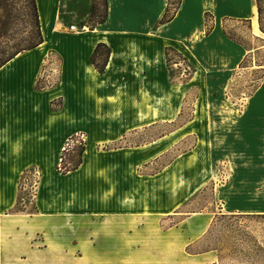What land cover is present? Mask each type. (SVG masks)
I'll return each instance as SVG.
<instances>
[{"label":"rangeland","instance_id":"rangeland-1","mask_svg":"<svg viewBox=\"0 0 264 264\" xmlns=\"http://www.w3.org/2000/svg\"><path fill=\"white\" fill-rule=\"evenodd\" d=\"M92 1L73 19L78 30L104 18V1ZM26 2L0 0V52L29 40ZM247 26L224 22L225 36L252 50L225 75L201 79L187 51L164 48L169 95L154 101L142 84L138 113H126L147 125L63 111L49 118L74 126L45 144L40 100L11 98L18 74L0 81V264H264V46ZM106 56L98 45L94 67ZM59 64L47 58L35 89L58 84ZM87 86L100 104L98 85Z\"/></svg>","mask_w":264,"mask_h":264},{"label":"crops","instance_id":"crops-1","mask_svg":"<svg viewBox=\"0 0 264 264\" xmlns=\"http://www.w3.org/2000/svg\"><path fill=\"white\" fill-rule=\"evenodd\" d=\"M103 1V20L89 26L87 31L78 30L75 25L77 31L72 32L69 26L74 25V17L86 16L92 0H35L42 43L16 55L0 68L4 70L0 81L11 74L19 76L13 79V85L21 88L11 98L19 97L25 105H32L38 98L39 106L47 111L42 120L49 128L42 139L45 144L60 136L55 129L74 126L71 121L63 124L52 119L63 111H83L89 122L114 121L129 127L147 125L140 118L128 120L126 113H138L142 84L154 101L169 95L173 85L165 65L166 47L187 51L194 74L200 72L203 79L212 73L225 75L252 51L225 36L224 22L244 21L250 37L264 41L255 0H179L168 18H164L167 0ZM205 14L212 18L208 35L203 33ZM100 44L108 50L101 73L91 62ZM51 54L60 59L59 82L37 90L34 87L37 76ZM89 66L96 71L97 78L89 72ZM26 82L29 87L25 89ZM87 84L98 85L94 93L100 104L93 103ZM109 98L119 101L112 103ZM54 100L60 101V107L52 111L49 106ZM116 111L120 114L111 118ZM84 155L88 159L86 151Z\"/></svg>","mask_w":264,"mask_h":264},{"label":"trees","instance_id":"trees-1","mask_svg":"<svg viewBox=\"0 0 264 264\" xmlns=\"http://www.w3.org/2000/svg\"><path fill=\"white\" fill-rule=\"evenodd\" d=\"M26 3L27 4H25V8L27 10V15L31 17V21H32L29 40L24 45H15V46L10 47L8 50L1 51L0 52V55H1L0 56V67L3 66L5 63H7L9 60L13 59L16 55L22 52L31 50L35 48L36 46H38L40 43H42V35L40 32V26H39V21H38V14H37L35 0H27ZM255 5L257 8L258 27H259L260 32L264 33V24L262 22L260 0H255ZM166 11H168V7L166 8ZM164 18H168V17L164 16ZM1 24L2 23L0 22V26ZM259 40L262 42V45L264 46V41H262L261 39ZM245 58L246 57H244L243 60L241 61V65ZM95 68L97 69L98 72L100 73L102 72V70L98 68L97 66H95Z\"/></svg>","mask_w":264,"mask_h":264},{"label":"built area","instance_id":"built-area-1","mask_svg":"<svg viewBox=\"0 0 264 264\" xmlns=\"http://www.w3.org/2000/svg\"><path fill=\"white\" fill-rule=\"evenodd\" d=\"M69 29H70V31H72V32L77 31V28H76L75 25H70V26H69Z\"/></svg>","mask_w":264,"mask_h":264},{"label":"bare ground","instance_id":"bare-ground-1","mask_svg":"<svg viewBox=\"0 0 264 264\" xmlns=\"http://www.w3.org/2000/svg\"><path fill=\"white\" fill-rule=\"evenodd\" d=\"M89 71H90V73H92L93 74V76L94 77H97V75H96V73H95V71L91 68V67H89V69H88Z\"/></svg>","mask_w":264,"mask_h":264}]
</instances>
